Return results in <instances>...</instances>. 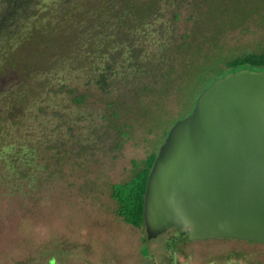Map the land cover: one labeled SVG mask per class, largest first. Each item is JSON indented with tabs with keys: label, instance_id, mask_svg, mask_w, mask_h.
<instances>
[{
	"label": "rangeland",
	"instance_id": "1",
	"mask_svg": "<svg viewBox=\"0 0 264 264\" xmlns=\"http://www.w3.org/2000/svg\"><path fill=\"white\" fill-rule=\"evenodd\" d=\"M115 2L0 0V110L4 92L26 96L0 121V149L13 145L21 157L30 146L28 163L15 160L12 173L0 162V264H168L165 255L137 253L139 235L117 215L109 187L155 151L204 76L212 80L221 62L264 48V0H186L177 8L158 0L151 18L128 23L115 18ZM128 45L137 64L126 59ZM146 64L157 66L155 76ZM104 67L128 74L127 82L108 81V100L120 95L125 103L114 106L115 118L92 80ZM133 77L150 91H138ZM184 248L178 260L188 264H264V246L245 241Z\"/></svg>",
	"mask_w": 264,
	"mask_h": 264
},
{
	"label": "water",
	"instance_id": "2",
	"mask_svg": "<svg viewBox=\"0 0 264 264\" xmlns=\"http://www.w3.org/2000/svg\"><path fill=\"white\" fill-rule=\"evenodd\" d=\"M142 201L146 240L173 228L264 246L262 72L227 73L197 96L159 146Z\"/></svg>",
	"mask_w": 264,
	"mask_h": 264
},
{
	"label": "trees",
	"instance_id": "3",
	"mask_svg": "<svg viewBox=\"0 0 264 264\" xmlns=\"http://www.w3.org/2000/svg\"><path fill=\"white\" fill-rule=\"evenodd\" d=\"M157 1L158 0H116V5H119V12L115 16L119 20V22L123 23L126 21L128 22H141L142 20L151 18L152 15L157 13ZM171 1V3L175 6V8L179 7L180 3H184L186 0H166ZM114 4V3H112ZM128 21V22H127ZM25 33L23 34V37L21 40L24 41L27 39ZM25 38V39H24ZM30 47L29 49H32V42H29ZM129 48L127 50V60L131 63L137 64L138 63V56L135 50V46L128 45ZM185 47V43H180L178 45L173 46V51L180 52L182 48ZM166 46H163L162 53L160 54V59L162 60L167 53ZM156 57H152L151 61H154ZM148 64L145 66V73L146 75L151 74L152 76H155L157 73V66L150 65L147 68ZM1 68V67H0ZM240 69H248L253 71H259L264 74V48H262L259 51H250V52H243L240 55L232 56L225 61L221 62V68L217 75V77L213 78L212 80H205L206 76L203 77L202 81L198 84V86L191 91V99L189 100V105L187 110L182 113L178 114V112L169 117V123L167 125V128L164 130L161 141L159 145L156 147L155 151L153 150L149 154H147L142 160L139 162L132 161V167L134 169L133 174L131 177L123 182L120 183H114L111 184L109 187V197L110 199L115 203L116 205V213L117 215L122 219V221L130 225L132 227H141L142 226V198L145 188V182L148 175V172L150 170V167L152 165V162L156 156L157 150L159 146L162 144L168 130L170 127L180 119L185 118L187 115L190 114L195 99L197 96L214 80L221 78L227 73L235 72ZM135 72H139V67L136 69ZM195 73V72H193ZM141 74V73H140ZM120 76L121 80H125L127 82V76L121 74L110 73L107 67L104 68H98L95 73H93L92 80L96 85L97 90L100 92V98L103 100V103L105 105V108L109 110L111 117H116L117 113L114 111V106L118 107V104H120V95H117V97L109 98L108 100V94L109 89L112 86V84H109L108 81L113 79L114 77ZM192 76L190 75L189 78ZM132 80L135 82L136 89L141 92H147L150 91V86L146 85L143 88H140V83L136 80L135 77L132 78ZM128 84V83H127ZM165 83L162 85V89L165 87ZM134 89V90H136ZM153 90V89H151ZM137 91V90H136ZM177 91H180V88L178 86ZM4 96V102L5 106L2 107L0 110V121L3 120L6 121L8 118H12L13 112L15 110L17 111L21 105L26 103V96L22 92L20 93H14L11 95L8 92L3 93ZM73 102L76 104H79L82 102V97H74ZM125 105V103H121L117 109H121L122 105ZM123 105V106H124ZM178 114V115H177ZM4 136L3 133L0 130V139H2ZM30 147L29 145L26 147H22V150H19V154L21 157L18 156V153H14L13 151V145L11 146H4V148L0 149V162L4 164V167L9 170V172L12 173V170L16 168L15 163L21 162L22 165H26L28 163V153L26 152V148ZM19 157V160H18ZM16 160V162H15ZM18 167V166H17ZM3 179V178H2ZM15 264H22V263H15Z\"/></svg>",
	"mask_w": 264,
	"mask_h": 264
},
{
	"label": "flooded vegetation",
	"instance_id": "4",
	"mask_svg": "<svg viewBox=\"0 0 264 264\" xmlns=\"http://www.w3.org/2000/svg\"><path fill=\"white\" fill-rule=\"evenodd\" d=\"M133 229L136 230V233L139 235L137 237V239L139 240V243H136V251L137 253H139V255L141 256L142 251L147 250L146 253L152 254L154 257H157V259L163 260L165 257H169L170 259L166 261H168V264H188V262H179L178 257L179 256H186L187 255V251L184 247H186L187 245H190L191 243H195V242H205V241H216V240H222V241H238V240H233V239H211V240H199V241H189L187 240L186 234L185 233H179L177 231H175V229L170 228L168 230H166L164 233L156 236L155 238L151 239V240H147L145 241V233H144V228L143 226L141 227H132ZM130 233L131 235L134 232H127ZM135 234V233H134ZM133 234V235H134ZM129 235V236H131ZM162 235H164V240L162 241H156L155 239L158 237H161ZM155 240V241H154ZM154 242H158V246L156 247H150V244H153ZM247 244H255V243H251V242H246ZM145 247L141 248V246ZM160 256V257H158ZM133 259V257H132ZM135 260V258L133 259ZM188 260V258H187ZM136 264V263H135ZM209 264V263H207Z\"/></svg>",
	"mask_w": 264,
	"mask_h": 264
}]
</instances>
